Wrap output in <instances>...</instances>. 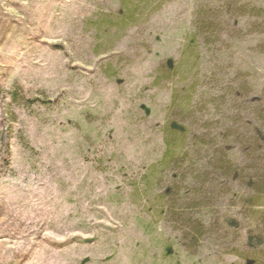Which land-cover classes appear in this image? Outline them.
Returning a JSON list of instances; mask_svg holds the SVG:
<instances>
[{"label": "rangeland", "instance_id": "obj_1", "mask_svg": "<svg viewBox=\"0 0 264 264\" xmlns=\"http://www.w3.org/2000/svg\"><path fill=\"white\" fill-rule=\"evenodd\" d=\"M263 117L264 0H0V264H264Z\"/></svg>", "mask_w": 264, "mask_h": 264}, {"label": "trees", "instance_id": "obj_2", "mask_svg": "<svg viewBox=\"0 0 264 264\" xmlns=\"http://www.w3.org/2000/svg\"><path fill=\"white\" fill-rule=\"evenodd\" d=\"M262 121L264 122V117L262 118ZM237 143H239V142H237ZM195 145L199 146V144L197 142H192V141H191L190 144L186 145L183 148V151L180 153L182 155V159L176 164L173 163L174 160H175V157L171 156V153L173 152L172 149H169V151L167 152V155L165 157V160H164V163H163L165 165V167H169L171 164H173V165H175L174 166L175 167V171H178V173H180L179 171L182 170V173H183L184 177H183L182 180L178 181V183H180V184L186 182L185 178L187 179V177H189L191 183L194 182V181H196L198 183V181H201V175L200 176L199 175L196 176L195 174H193L195 167H197L199 165V167L205 168V166H206V170H207V165L211 164V161H212L211 157H206V158H203L202 160L199 159L200 156L196 155ZM217 145L218 144L216 143L215 140H212L211 143H210V141L209 142L206 141V142H202V144H201L202 150L206 151L207 155L211 151H213L214 153L218 154V150L215 149V146H217ZM202 150L200 151L201 155H202V152H203ZM199 160H201V161H199ZM228 163H229V166H231V168H232L233 167L232 159H229ZM212 168H214L215 171H217L219 167L217 165H214V166H212ZM219 170H220V168H219ZM208 174H209V172L206 174V176ZM231 176H232L231 172L228 173V177L230 178ZM174 178H177V176H174ZM203 178H204V176H203ZM194 193H196V191H194Z\"/></svg>", "mask_w": 264, "mask_h": 264}]
</instances>
